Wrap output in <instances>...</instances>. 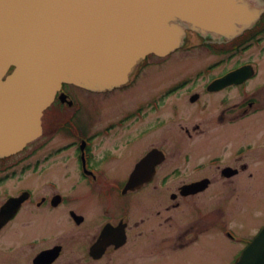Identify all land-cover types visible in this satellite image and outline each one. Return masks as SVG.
<instances>
[{
  "label": "flooded vegetation",
  "instance_id": "af4514ba",
  "mask_svg": "<svg viewBox=\"0 0 264 264\" xmlns=\"http://www.w3.org/2000/svg\"><path fill=\"white\" fill-rule=\"evenodd\" d=\"M260 1L264 5V0ZM189 37L191 51L208 57L190 78L191 85L203 80L200 89L179 91L172 87L156 91L148 100L142 95L129 103L130 107L125 104L118 108L117 115L107 120L101 114L105 110L98 106L92 109L87 102L105 100L122 91L92 93L64 85L43 114L41 136L22 152L0 159V187L19 174L41 177L58 166L52 159L61 156L60 178L69 183V192L82 189L77 194L79 200L95 197L103 201L98 217L67 207L70 197L59 190L56 179H45L35 188L20 184L0 190V264L136 263L186 251L210 232L201 229L199 234L186 231L166 237L161 231L147 233L151 222L133 221L127 212L130 197L149 189L162 193L174 187L166 210L169 213L188 206L181 209L187 219L191 197L219 191L213 204H218L220 220L211 229L220 228L225 238L237 241L235 232L225 225L230 218L229 207L237 210L244 195L253 200L264 190V140L256 135L259 130L238 144L250 134L248 128L242 130V125L257 126L263 120L258 118L264 115V14L251 29L231 39L195 32ZM251 50H259L262 55L254 56ZM241 68H249L251 76L239 83L210 88ZM179 99L187 101L186 105L181 101V107L189 113L190 124L201 116L200 122L208 127L204 130L202 123H193L190 131L184 130V140L174 133L161 135L164 125L174 122L173 116H159L154 123L146 119L147 112L167 115L160 110L178 111V104L173 102ZM85 111L96 118L84 120ZM226 128L232 129L229 136L221 133ZM261 132L264 135V129ZM157 133L155 145L146 147L150 135ZM55 137H60V144L50 147ZM106 139L114 144L101 149ZM179 140L189 144L184 148ZM209 140L217 144L210 152L215 154L190 153V144ZM137 169L140 176L134 179L135 185L128 186ZM190 176L191 180H182ZM203 180H207L206 187L191 193L188 186ZM17 197H22L21 201L8 207L9 200ZM63 207L65 212L58 215ZM148 242L161 246L148 249Z\"/></svg>",
  "mask_w": 264,
  "mask_h": 264
},
{
  "label": "water",
  "instance_id": "95a60500",
  "mask_svg": "<svg viewBox=\"0 0 264 264\" xmlns=\"http://www.w3.org/2000/svg\"><path fill=\"white\" fill-rule=\"evenodd\" d=\"M262 12L250 0H0V158L40 136L42 113L62 84L121 88L146 56L179 49L186 31L231 38ZM240 72L214 85L238 83ZM235 264H264V229Z\"/></svg>",
  "mask_w": 264,
  "mask_h": 264
},
{
  "label": "rangeland",
  "instance_id": "374dc122",
  "mask_svg": "<svg viewBox=\"0 0 264 264\" xmlns=\"http://www.w3.org/2000/svg\"><path fill=\"white\" fill-rule=\"evenodd\" d=\"M190 45H192V42L190 43L189 37V39L186 40L184 48L178 51L176 54H173L172 56L164 59L153 57L148 59L147 63L141 68L139 73L135 75L134 81L130 86H128L124 90H120L122 92L115 93L116 95L109 96L105 100H92L93 102L88 101L87 105L92 109L93 107L98 106L100 107V109L105 110L104 113L101 114L103 116V119L109 120L110 118H112V115H117L118 108L122 107L125 104H128V106L130 107V105L133 104L134 100H139L142 95L145 96V99L148 100L153 98L156 91H163L172 87L178 88L179 91L200 89L203 85V80L200 79L199 82H196L197 84L191 85L190 78L193 76L195 77V75H193V72H195L197 68L204 66L206 58L208 57H205L204 59V55L200 51H191ZM251 51L254 53V56L262 55L259 50ZM196 60L198 61V63L195 62ZM232 64L229 67H231ZM75 91L81 90L75 89ZM181 101L182 99L173 102H176L178 104V111H175L174 109L168 110V108H166L165 110L164 108L160 110V113L164 111L165 113H167V115H161L158 112L156 113L154 111L147 112L146 119L148 121L151 120L150 122L152 123H154V120L159 116H161V119H166L167 116L174 117L173 123H167L164 125L165 130L161 135H172V133H174L179 137H182L181 140H184V130L188 129L190 131L193 123H202L201 129L206 130L207 126H205L203 122H200L201 119H203V117L201 116L195 118L192 124H190L189 113L187 112L186 108L181 107L183 104L186 105L187 101H182L183 104L181 103ZM86 115L87 117H85ZM95 118L96 117L91 115L89 111H87V114L86 111L84 112V120H92ZM252 119H254V117ZM258 119L263 120L260 121L259 125L257 126L254 123L247 125L248 127L242 125V130L248 128L250 134H248L245 139H240L238 141V144H242L244 140L250 139L252 135L254 136V134H256V130H259V133L256 135H259L260 138L264 140V135L261 132L262 129H264V115L260 116ZM231 130V128H226L221 133L229 136ZM156 137H158V133L157 135H150L149 139L146 142V147L155 145V143L158 141V138ZM59 139L60 137H55V140L52 141L49 146L53 147L55 144H60ZM57 140H59V142L56 143ZM181 140H179L178 142L181 143L185 148L189 143L182 142ZM112 144H114V142L106 139L101 143V149L109 148ZM192 146H195V148ZM199 147L202 148L197 150V148ZM216 148L217 144L210 140L199 141L196 144H190V153L193 156H198L200 154H215L214 152H210L216 150ZM52 161L54 162V164H58V166L52 167L51 170H49L41 177L31 176L27 178V174L25 176L19 174L16 175L13 180L4 182L3 186L0 187V190L9 189V187L11 186H20V184H22L23 186H30L35 188L39 183H41V181L45 179H56L59 190L67 193V195L70 197V201L68 202L67 207L73 206V208L78 209L84 214L90 213L91 215L98 217V214H100L101 210L99 204L103 203V201H96L95 197L92 199H87L85 201L79 200L77 194L82 192V189H79L77 192H69V183L67 181H63V179L60 178L61 171L63 169L61 167L63 164L60 163L62 162L61 156L53 158ZM37 178L40 179L38 180ZM182 178L181 179L185 182L192 179L191 176ZM180 182L181 181H179L178 183ZM178 183L174 184V186L178 185ZM173 191L174 187L167 188L162 193L154 192L153 190L149 189L138 195L130 197V204L127 215L131 217V220L133 221L146 219L147 222H151V224L147 225L148 228L146 229V232L149 233L151 231H161L164 233L163 237H166L168 234L170 236V233H183L186 231L199 234L201 229H207L205 230V232L209 230L210 232L202 236L195 245L189 247L186 251H179L172 256H162L161 258H151L146 259L145 261H139L136 263L130 262L127 264H232L237 258V255H239V252L243 250L246 243L253 237L252 235H255L259 227L264 225V190L261 191L260 194L253 200L248 198L249 196L244 195L239 209L237 210H235L232 206L229 207L230 218L229 221L225 222V225L235 232V238L237 239V241L235 242L225 238V236L222 235L220 228L211 229L212 226H214V224L217 225V222H219L220 220L216 208L218 204L216 202L213 204V200L215 196L219 194V191L210 190L207 194H201L191 197L190 219H187V217H183L185 215V212L183 213L181 210L184 208L186 210V207L188 206L183 207L177 211L172 210L169 213L166 210V207L170 204L169 195ZM44 194L41 193L40 195ZM74 195L77 196V200L75 199ZM114 197L116 198V195H114ZM233 197L234 196H231L230 198ZM86 208L87 210H83ZM64 209L65 207L61 208L58 215H62L65 212H63ZM116 211L117 210L114 209V212ZM153 244L154 242H148L146 247L148 249H154L161 246H156Z\"/></svg>",
  "mask_w": 264,
  "mask_h": 264
}]
</instances>
